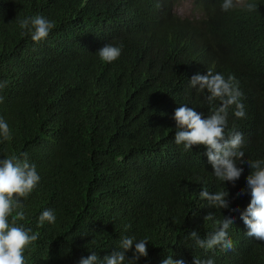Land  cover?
Here are the masks:
<instances>
[{"label": "trees", "instance_id": "1", "mask_svg": "<svg viewBox=\"0 0 264 264\" xmlns=\"http://www.w3.org/2000/svg\"><path fill=\"white\" fill-rule=\"evenodd\" d=\"M176 0H0V118L10 139L0 138V160L16 156L40 176L21 198L23 224L39 233L25 264H78L96 252L119 250L120 239H147L148 256L194 264H264V241L246 235L240 195L250 174L247 160L264 159V0H245L228 11L223 0H193L200 18L174 13ZM249 3L257 7L247 9ZM235 4V0H234ZM41 15L55 27L34 42L19 22ZM122 45L103 62L97 52ZM235 77L245 115L228 111L225 134H243L244 169L235 184L213 175L203 146L185 151L174 142V110L187 105L210 114L212 105L189 87L196 74ZM215 104L218 106L219 101ZM227 190L230 209L210 207L199 196ZM51 209L55 223H38ZM211 213L212 220L203 219ZM235 217L233 249L195 246L224 216ZM134 250V249H133ZM132 256V250L127 253Z\"/></svg>", "mask_w": 264, "mask_h": 264}, {"label": "clouds", "instance_id": "2", "mask_svg": "<svg viewBox=\"0 0 264 264\" xmlns=\"http://www.w3.org/2000/svg\"><path fill=\"white\" fill-rule=\"evenodd\" d=\"M234 6V0H223L221 8L228 11ZM256 7L253 3L247 5L249 11L255 10ZM19 25L24 30L22 35H30L34 42L46 39L55 27L53 22L41 15L26 17ZM121 52L122 45L107 43L97 54L103 62L111 63L120 57ZM6 83H0V88L6 87ZM189 87L201 93L207 92L205 99L212 108L210 114L205 116L187 105L178 106L172 117L175 121L174 142L182 145L185 151L192 150L194 146H203L213 175L219 181L235 184L244 171L238 166L245 162V154L242 151L244 138L241 132L234 129L226 135L225 129L228 111L232 106H235L234 115L237 118H243L245 115L244 105L240 102L242 93L239 91L238 82L232 75L225 79L222 74H214L213 70L208 68L206 74L194 75L189 80ZM216 101L220 102L218 106ZM2 102L3 97H0V103ZM0 138L10 139V129L3 118H0ZM24 157L23 160L16 156L0 160V264H25L26 248L39 238L38 232H33L23 224H17V218L23 220V212L16 213L11 222L9 220L13 211L21 207V198H26L40 181L35 165L28 162L26 153ZM247 164L251 171L246 177V188L241 190L240 195L250 194L251 199L246 209L240 212V219L248 229L246 235L264 241V159L247 160ZM199 196L206 200L210 207L240 211L238 208H230L227 190L210 193L202 187ZM203 219L212 220L213 216L208 213ZM234 220L232 215L224 216L216 222L215 230L207 233L205 238L202 239L196 230L189 233V238L194 241L195 246L205 250L219 246L230 251L234 245L227 230L234 224ZM46 221L55 223L53 210L46 209L40 214L39 225L42 226ZM147 244V239L137 241L135 237L124 236L120 239L119 250L102 258L96 252H90L86 257L82 256L78 264H137L141 257L148 256ZM130 250L132 256L128 257ZM161 264H184V260H174L172 256H168ZM194 264H214V259L202 260L194 257Z\"/></svg>", "mask_w": 264, "mask_h": 264}, {"label": "rangeland", "instance_id": "3", "mask_svg": "<svg viewBox=\"0 0 264 264\" xmlns=\"http://www.w3.org/2000/svg\"><path fill=\"white\" fill-rule=\"evenodd\" d=\"M174 12L181 18H200L199 12L194 8L193 0H176ZM245 0H235L236 6H241Z\"/></svg>", "mask_w": 264, "mask_h": 264}]
</instances>
